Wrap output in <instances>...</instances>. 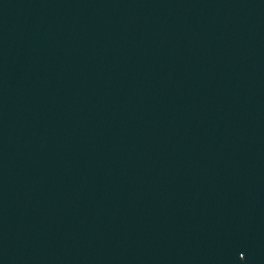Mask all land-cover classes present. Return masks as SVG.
<instances>
[{
	"label": "water",
	"instance_id": "95a60500",
	"mask_svg": "<svg viewBox=\"0 0 264 264\" xmlns=\"http://www.w3.org/2000/svg\"><path fill=\"white\" fill-rule=\"evenodd\" d=\"M0 264H264V0H0Z\"/></svg>",
	"mask_w": 264,
	"mask_h": 264
}]
</instances>
